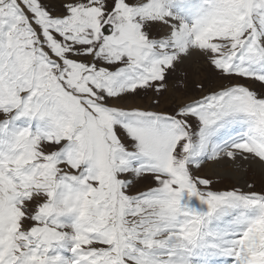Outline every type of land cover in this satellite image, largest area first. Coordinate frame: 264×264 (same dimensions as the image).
<instances>
[{
    "label": "snow or ice",
    "instance_id": "6c2138e0",
    "mask_svg": "<svg viewBox=\"0 0 264 264\" xmlns=\"http://www.w3.org/2000/svg\"><path fill=\"white\" fill-rule=\"evenodd\" d=\"M221 159L264 163V0H0V264H264Z\"/></svg>",
    "mask_w": 264,
    "mask_h": 264
},
{
    "label": "rangeland",
    "instance_id": "374dc122",
    "mask_svg": "<svg viewBox=\"0 0 264 264\" xmlns=\"http://www.w3.org/2000/svg\"><path fill=\"white\" fill-rule=\"evenodd\" d=\"M179 75L181 77V87L177 89L176 91L165 93V95L161 97V102H160L158 110H162V109L164 110L166 108H169L172 106L173 102H179L180 99H181L180 102H188V101H185V99L190 98L189 99L190 101L191 99L203 94L195 87V84L197 83L204 82L206 84L205 93L210 88L215 87L216 85L221 83V81L215 77V74L213 73L212 69L209 67L207 62L201 57L196 61H193V62L191 61V63L189 62L184 63L181 66ZM131 102L136 103V104L141 102L140 104L143 105L144 107H150L152 104V100L150 97L137 98V100L134 102L130 100L127 102L126 105H128V103H131ZM238 160L239 159L233 162L237 163L236 164L237 166H235L236 171H238L239 174L242 177H244L240 181L241 183H237L231 178L211 177L214 179V181H216V187L225 188L233 184L242 186L246 182H255L258 189L261 187H264V175H261L253 167H250L249 165H247V163L252 160H249V161L239 160V162ZM209 163H211V161H208L204 165V167L208 165ZM240 165H242V167ZM203 174L209 177V175L205 172V169H204ZM142 187L143 186H141V188Z\"/></svg>",
    "mask_w": 264,
    "mask_h": 264
},
{
    "label": "bare ground",
    "instance_id": "6f19581e",
    "mask_svg": "<svg viewBox=\"0 0 264 264\" xmlns=\"http://www.w3.org/2000/svg\"><path fill=\"white\" fill-rule=\"evenodd\" d=\"M200 57L196 54H194L188 61L185 63H191V61H196ZM190 99V98H189ZM189 99H185V101H189ZM181 100V99H180ZM179 100V102H180ZM184 101V100H183ZM139 102L138 104H140ZM180 103H185V102H180ZM131 103H128L129 106ZM141 105V104H140ZM170 105V104H168ZM143 106V105H141ZM165 106V105H164ZM167 107V106H166ZM163 110V109H162ZM239 162V160H238ZM233 164V165H232ZM237 163L233 161H228L227 159H221L218 162L211 161L208 165L204 167L205 172L209 175V177H214V178H231L237 183H241L240 181L244 178L242 177L238 171H236L235 166ZM250 167H253L258 173L261 175H264V164L260 162L259 160H252L247 163ZM242 167V165H240ZM243 174V173H242Z\"/></svg>",
    "mask_w": 264,
    "mask_h": 264
}]
</instances>
